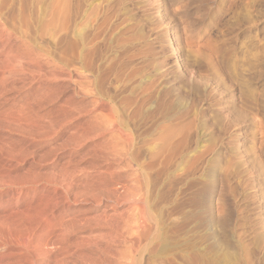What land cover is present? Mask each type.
<instances>
[{
    "label": "rangeland",
    "instance_id": "obj_1",
    "mask_svg": "<svg viewBox=\"0 0 264 264\" xmlns=\"http://www.w3.org/2000/svg\"><path fill=\"white\" fill-rule=\"evenodd\" d=\"M0 26V264H264V0Z\"/></svg>",
    "mask_w": 264,
    "mask_h": 264
},
{
    "label": "bare ground",
    "instance_id": "obj_2",
    "mask_svg": "<svg viewBox=\"0 0 264 264\" xmlns=\"http://www.w3.org/2000/svg\"><path fill=\"white\" fill-rule=\"evenodd\" d=\"M66 10H67V9H66ZM51 19H52V18H51ZM0 27H1V26H0ZM4 27L6 28V25H4ZM59 27H61V26H59ZM1 28H2V27H1ZM2 29H3V28H2ZM2 29H1V30H2ZM60 29H61V28H60ZM5 31H6V30H5ZM0 33H2V32H0ZM5 33H6V32H5ZM1 35H2V34H0V37H2ZM3 35H4V34H3ZM5 35H6V34H5ZM39 35H40V34H39ZM6 59H7V58H6ZM7 60H9V59H7ZM7 60H6V61H7ZM17 62H19V61H17ZM20 62H21V61H20ZM3 73H4V72H3ZM43 221H44V220H43ZM43 221H42V222H43ZM40 223H41V222H40ZM46 223H47V222H46ZM47 225H48V224H47ZM38 227H39V226H38ZM43 227H44V226H43ZM61 228H62V227H61ZM143 236H144V235H143ZM149 236H150V235H149ZM52 244H53V243H52Z\"/></svg>",
    "mask_w": 264,
    "mask_h": 264
}]
</instances>
